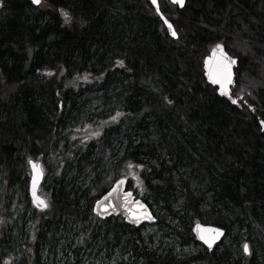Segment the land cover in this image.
I'll return each mask as SVG.
<instances>
[{"label":"trees","instance_id":"1","mask_svg":"<svg viewBox=\"0 0 264 264\" xmlns=\"http://www.w3.org/2000/svg\"><path fill=\"white\" fill-rule=\"evenodd\" d=\"M160 7L177 40L147 0H42L38 7L0 0V264H52L39 259V244L53 240L61 217L83 225L85 211L106 191L98 169L116 144L123 155L112 161L111 180L130 168L163 206L184 170L199 185L193 193L188 184L183 189L187 213L226 236L232 216L264 248V0ZM217 44L238 59L237 105L204 78L203 60ZM102 107L114 108L113 115L96 113ZM90 130L98 136L87 141ZM46 157L54 170L42 193L51 210L38 213L28 198V160ZM92 169L96 177L79 199L74 182ZM155 180L164 186L152 187ZM200 189L205 194L197 196ZM93 219L84 241L97 227L104 241L129 242L138 232L116 218ZM228 253L179 264H239ZM162 264L173 263L165 256Z\"/></svg>","mask_w":264,"mask_h":264},{"label":"rangeland","instance_id":"2","mask_svg":"<svg viewBox=\"0 0 264 264\" xmlns=\"http://www.w3.org/2000/svg\"><path fill=\"white\" fill-rule=\"evenodd\" d=\"M114 108L102 107L96 113H103V115H113ZM97 131L90 130L83 133V138L87 141L93 140L97 137ZM123 155V147L116 144L114 153L111 158L107 159L103 166L98 169L101 176V181H105V190L111 188L113 181L111 180V166L113 162L120 159ZM42 166L45 169L46 178L52 176L54 164L49 169L45 164L49 165V157L42 158ZM69 173L65 177V182H70L72 170L68 167ZM184 170L178 172V176L174 178L172 185L174 192L172 199L169 198L164 205L156 204L147 193H145L143 181L140 179L137 172L127 168L125 177L129 179L130 189L134 194L149 204L155 216L160 220L156 225H144L136 228L138 232L133 235L132 241H127L125 237L114 238L111 237L104 241L100 235V228L94 229L93 233L88 236V240L84 239V233H89V227L94 224L95 215L93 214V205L85 211L83 215V225L80 226L78 221L73 220L71 216H64L58 221L57 230L52 237L53 240L49 243L44 241V244H39L38 257L43 261L48 260L52 264H162L165 256L173 264H179L183 260L196 255L205 256L207 249L197 243L192 232L188 231V226L191 227L199 220L193 218L192 213L185 211V200L187 195L184 193L186 184L190 186L193 193L195 186L198 184L189 183L185 175H181ZM96 177V172L92 170L83 173L75 182L73 192L77 193L78 198L81 197V192L87 189ZM44 182V183H45ZM152 187H163L164 184L160 180H155L151 183ZM199 186V185H198ZM40 190L41 196L47 199ZM145 193V195H143ZM187 193V192H186ZM204 195V190L200 189L195 193ZM208 196H206L207 198ZM84 201H79L78 208L85 207ZM51 210L49 206L48 211ZM208 214L207 207L199 209V215L204 218ZM119 223L123 222L121 218H116ZM227 225L230 228V235L225 236L223 245L215 248L211 254L214 253L216 259H220L227 250L235 261L239 264H244L247 261L244 258L243 245L246 239H250L249 245L251 248L250 258L253 259L254 264H264V248L255 241L254 232H245V229L239 228L235 218L228 216ZM103 222L100 226H104ZM192 236V237H191ZM48 239L50 238L47 237ZM103 243H100L102 242ZM241 243V245H239ZM252 256V257H251ZM161 259V260H160ZM161 261V262H160ZM46 263V262H45ZM248 263V262H247ZM246 263V264H247Z\"/></svg>","mask_w":264,"mask_h":264},{"label":"water","instance_id":"3","mask_svg":"<svg viewBox=\"0 0 264 264\" xmlns=\"http://www.w3.org/2000/svg\"><path fill=\"white\" fill-rule=\"evenodd\" d=\"M34 6H39L42 2L40 0L39 4L33 3V0H29ZM151 6L156 11L158 17L162 21L169 37L173 40L178 39V34L173 26V24L165 17V15L160 10V0H147ZM169 1L170 4L176 6L178 9H183L186 5V0H184L183 6H181L178 3L173 2V0H164ZM169 25H171V28H169ZM173 32H175V35H173ZM222 46L223 52L227 54L228 57H230L232 60H235V64L232 65V82L229 84H226L225 87L222 89L220 84H213L212 81L209 79V72L214 70L220 59H221V52L219 49L216 48V46L212 47L209 55L204 59L203 61V71H204V78L206 82L211 85L212 87L216 88L217 90V96L221 99L227 100L230 104L236 105L238 103L237 99L232 97V89L235 86V68L238 65V59L230 56L225 47L222 44H218ZM235 101V103H233ZM260 125L262 127V132H264V123L260 122ZM35 163L38 165L37 170L34 172L32 163ZM28 162V167L30 170V179H29V189H28V196L30 199V202L32 206L36 209L38 212L44 211L46 208L44 207H38V199H42L46 202V200L40 196L39 190L42 185V182L44 180V171L41 165V162H37L34 160H30ZM42 171V175L39 173ZM36 176V182H35V197L33 195V177ZM123 181L121 184L120 182ZM127 193H131V196H127ZM38 198V199H37ZM47 204V202H46ZM139 205H143L144 207L141 208ZM48 206V204H47ZM146 209V213H145ZM93 213L100 218L101 220H105L107 218L111 217H121L125 224L131 227L139 228L143 225H155L157 223V218L153 214L150 207L141 199H137L136 196L132 191L128 189V180L126 178H119L114 183L113 186L109 191H107L96 203L93 207ZM147 216H150L151 219H148ZM219 229L220 234L217 239L213 242V245L211 248L208 247V245L200 239V236L202 234L204 235H211L210 233L203 232L204 229ZM192 234L195 238V240L206 247L208 251H212L214 247L219 244L225 237L226 231L225 229L217 226H211V225H205L203 223H196L192 227ZM248 245V244H247ZM245 251V250H244ZM246 255L250 254L249 245H248V251H245Z\"/></svg>","mask_w":264,"mask_h":264},{"label":"snow or ice","instance_id":"4","mask_svg":"<svg viewBox=\"0 0 264 264\" xmlns=\"http://www.w3.org/2000/svg\"><path fill=\"white\" fill-rule=\"evenodd\" d=\"M153 2H155V0H153ZM173 2L180 4L181 6H183L184 0H173ZM33 3L39 4L40 0H33ZM65 18L67 19V14L65 13ZM169 28H171V25H169ZM173 35H175V32H173ZM217 49L220 50L221 52V59L217 65V67L209 72V79L212 81L213 84H220L221 88L223 89L225 87L226 84H229L232 82V65L235 64V60H232L230 57L227 56L226 53L223 52L222 46L221 45H217L216 46ZM233 103H235V101H233ZM30 163H32L30 161ZM32 167L34 172L37 170L38 165H36L35 163H32ZM129 167H131V165H129ZM40 175H42V171L39 173ZM33 195L35 197V182H36V176L34 175L33 177ZM121 184L123 183V181L120 182ZM127 196H131V193H127ZM38 199V198H37ZM38 207H47V204L44 200L42 199H38V203H37ZM139 207L143 208V205H139ZM145 213H146V209H145ZM148 219H151L150 216H147ZM203 232L205 233H210L211 235H204L202 234L200 236V239H202L209 248L212 247L213 242L215 241V239L218 238L219 234H220V230L219 229H204ZM244 250L247 252L248 251V245L245 244L244 245Z\"/></svg>","mask_w":264,"mask_h":264},{"label":"bare ground","instance_id":"5","mask_svg":"<svg viewBox=\"0 0 264 264\" xmlns=\"http://www.w3.org/2000/svg\"><path fill=\"white\" fill-rule=\"evenodd\" d=\"M246 244H248V243H246ZM245 245V244H244Z\"/></svg>","mask_w":264,"mask_h":264}]
</instances>
